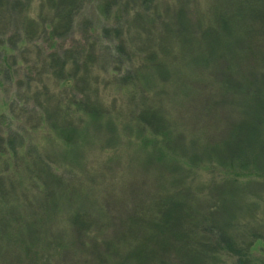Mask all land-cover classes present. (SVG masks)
Segmentation results:
<instances>
[{
  "label": "trees",
  "instance_id": "obj_1",
  "mask_svg": "<svg viewBox=\"0 0 264 264\" xmlns=\"http://www.w3.org/2000/svg\"><path fill=\"white\" fill-rule=\"evenodd\" d=\"M102 73L126 84L112 112ZM124 124L159 142L145 162L193 179L153 187L145 167L153 207L112 232L103 202L88 205L99 191L84 197L60 163L81 165L86 130L114 140ZM44 131L56 159L28 144ZM73 248L71 264H114L122 248L123 264H264V0H0V264H69Z\"/></svg>",
  "mask_w": 264,
  "mask_h": 264
},
{
  "label": "rangeland",
  "instance_id": "obj_2",
  "mask_svg": "<svg viewBox=\"0 0 264 264\" xmlns=\"http://www.w3.org/2000/svg\"><path fill=\"white\" fill-rule=\"evenodd\" d=\"M148 5L149 4L147 3V6ZM36 10L37 4L33 6V11L35 12ZM125 29H128V26H126ZM123 32L127 33L128 40V31ZM104 41L107 43V45H115V42L118 44L120 43L119 36H110L107 40L104 39ZM106 43H104V45H106ZM131 45L132 48H130V51L133 53L137 43H132ZM101 47H103V45H101ZM127 58L128 55L125 57V59ZM102 64L104 63L102 62ZM100 68L102 69V67ZM100 71L101 70L97 68L96 74L98 72L100 73ZM119 82H121L120 85ZM99 84L100 96L98 95V100L103 102L104 108L112 112L116 106L122 105V97H124V94H126V90H124V94L122 90L124 89L123 85L126 86V84L122 82V79L119 75L117 77L116 75L107 76L105 73H102L101 76H99ZM184 109L197 113L194 103L186 105ZM236 115L237 117H235L234 120L230 119L232 121L231 125H228L223 132H226L227 130L229 131L226 134L223 133L224 135L229 136L232 130L233 122L235 123L238 120L239 123L245 118L242 116V111L236 112ZM194 122L197 121L194 120ZM200 129H202V124H199L197 129H195V133L199 134ZM109 132L106 130H101L100 133H98V130H93L90 133L88 130H86V132L81 135V138L83 139L82 143L85 146L84 149H80V151H74L73 156H70L71 158L75 156L73 158L75 159L77 153H79V155L82 156L80 157V159H82L81 165L78 164L75 167L73 166V160H70L69 162V159L66 161L62 160L60 165L65 170L64 173L71 172V175L77 179V183L80 182V186L82 185V188L86 190L84 197L87 196L90 198V193H93L92 191H99L98 196H93L94 199L92 197L88 202V205H90L95 200V198L99 200V202H103L101 203L102 210L100 213H105L111 219L109 223H106V225L109 227V230L107 231L121 232L122 230L128 228L129 222L132 221L130 219L131 217H135L138 220L140 219V216H146L149 213L150 209L153 207V203H155V201H153L155 198L153 187L155 185L156 187L165 186L171 183L172 180L174 186H177L183 178L188 184H190L193 177L190 174H186V172L180 168V166L177 167L176 165H172L168 161L155 162V166L151 161L145 162L144 154L146 153L147 149L155 148L157 144L159 145V142H148L145 138L139 137L136 134H131L130 130L127 128V124H124L119 128V136L114 140H112L113 137L110 139L111 137ZM29 134H31V132ZM187 134H191V131H187ZM220 136L221 133L213 136L215 144L219 139L222 141ZM30 138H33V142L34 139H36L35 145L38 149L47 152V155L49 154L51 158L56 159L55 156L51 155V149L53 146L51 145L52 137H50V134H47L44 131L35 132L31 135V137L28 135V144L30 142ZM106 140H109V144L104 143ZM154 140L159 141L158 139ZM28 147L29 146L26 144L24 152L27 151ZM211 148L212 146H205L206 151H209ZM206 151L204 152L206 153ZM179 153L186 154L187 152L185 149H179ZM145 167L147 170H149V172H147L148 180L146 184L149 183L153 185V187L146 186L141 178L136 177L140 175L139 171L144 170ZM160 171H162V177L160 174H155V172ZM171 174L173 177L172 179H170ZM202 178L203 181L209 179L207 170H205L202 174ZM199 183L202 184L204 182L199 181ZM108 194L113 196L111 199L112 203L109 208L107 207L108 204L105 205V201L108 199ZM96 204L97 202H95V205ZM103 205L105 206L103 207ZM79 210L81 211V208ZM100 213L98 211L95 214ZM91 214H94L93 210L88 215ZM66 218H70V216L67 214L65 219ZM67 225L66 234L68 235V240H71L69 239L72 237L73 232L72 227H70L71 221H68ZM89 232H94L96 235H98L94 228L88 229L87 233ZM100 236L101 234L99 237ZM258 249L259 246L256 247V253L258 252ZM126 250L127 249L125 248L119 249L118 256L117 259L114 260V264H123L122 260H124L128 254ZM72 251L73 252L69 255L66 263L71 264L72 261L79 263L81 258H78V252H76V248H73Z\"/></svg>",
  "mask_w": 264,
  "mask_h": 264
}]
</instances>
